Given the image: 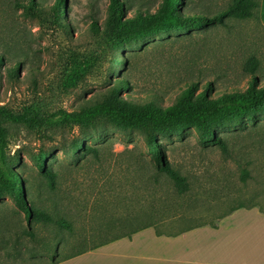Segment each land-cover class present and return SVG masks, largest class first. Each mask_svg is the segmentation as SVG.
Here are the masks:
<instances>
[{
	"label": "rangeland",
	"instance_id": "rangeland-1",
	"mask_svg": "<svg viewBox=\"0 0 264 264\" xmlns=\"http://www.w3.org/2000/svg\"><path fill=\"white\" fill-rule=\"evenodd\" d=\"M28 1L0 0V56L4 57L0 107L15 114L37 111L41 116H57L78 111L100 101L116 80L129 83L128 91H120L123 98L153 100L162 107L171 105L190 83L200 91L210 82V95L215 97L223 91H244L251 75L242 67L250 57L258 60L255 75L264 84V30L255 19H226L222 24L143 36L136 33L115 49L101 31L109 0H66L67 12L60 16L63 30L53 21L55 0H35L34 15L26 16L22 6ZM162 1L119 0L125 18L153 14ZM232 1L186 0L177 10L212 16ZM90 25H96L99 33L94 34ZM71 62L81 69L75 86L65 82ZM17 63L18 73L11 77L9 71ZM3 125L7 128L6 175H19L31 203L42 208L55 205L72 225L67 231L32 221L39 241L24 240L27 249L19 264H51L143 223L176 233L216 226L238 206L264 211V113L215 127L218 139L213 141H205L193 128L167 136L154 133L170 167L187 180L189 187L183 194L159 171L140 131L120 130L103 120L86 127ZM73 145L82 147L75 152ZM38 165L52 172L53 185ZM243 171L249 174L244 181ZM2 201L9 211V197ZM114 221L125 223L118 229L99 226ZM11 222L8 212V225ZM55 234L58 254L53 259V243L45 246ZM81 234L95 236L82 239Z\"/></svg>",
	"mask_w": 264,
	"mask_h": 264
},
{
	"label": "trees",
	"instance_id": "trees-1",
	"mask_svg": "<svg viewBox=\"0 0 264 264\" xmlns=\"http://www.w3.org/2000/svg\"><path fill=\"white\" fill-rule=\"evenodd\" d=\"M184 1L186 0H163L157 11L153 14L139 13L131 18H125L123 4L119 0H109L107 16L104 27L101 30L102 36L110 48L116 49L136 33L143 36L172 29H194L205 25L222 24L226 19H255L260 24V0H233L226 9L212 16L197 13L189 15L179 13L177 6L183 5ZM35 5V0H29L25 6H22L24 14L26 16L34 15L36 11ZM183 7L186 8V6ZM66 12V0H55L53 21L62 30L64 29V25L60 21V16ZM135 27L136 31L132 30ZM90 30L94 34L99 33V28L96 25H90ZM3 58V56H0V66L4 64ZM116 61L121 64L122 58H118ZM258 63L255 57H250L245 61L242 70L251 75V79L244 91L238 89L223 91L215 97L210 95L212 89L210 82H206L200 91H197L196 84L190 83L180 92L175 101L167 107H162L153 100L140 101L133 100V98H123L120 95V91H128L130 89L127 80H116L115 83L108 85L102 93L100 101L82 106L78 111L69 113L62 111L57 116H41L37 111L15 114L4 106H1L0 225L4 224V227L0 228V264H19V259L24 253L23 251L27 249L24 240L28 239L33 244L39 241L37 239V232L31 226L32 221L43 228L53 227L70 231L72 227L59 214L55 205L50 204L42 208L31 203L30 195L26 187H24L23 179L19 175L15 173H12L10 177L6 175L7 163L3 149L7 139V128L3 123H21L29 128L52 124L86 127L95 121L103 120L120 130L140 131L144 134L147 152L158 164L159 171L165 174L178 194H183L189 187L187 180L170 167L155 141L154 133L167 136L193 128L205 141H213L218 139L213 132L215 127L239 124L244 120L253 119L256 114L264 113V84L260 85L259 79L255 75ZM71 64L69 65L68 76L65 82L68 85L75 86L80 77L81 69L77 63L71 62ZM19 67V63L15 64L9 71V75L11 77L16 75ZM219 145L223 147L221 142H219ZM72 147L75 152H78L82 146L73 145ZM38 168L48 177L50 186L53 185L52 172H47L41 165H38ZM248 177L249 174L243 171L241 180L244 181ZM4 197H9L12 202V208H9V211L2 201ZM241 208L250 209L252 207L238 206L232 209L230 213ZM259 211L264 213L262 210ZM8 212L13 221L10 225H8ZM21 219L26 222V227L21 226ZM128 219L130 220V218H125L124 221L127 222ZM124 221L123 223H125ZM123 223L122 221H114L107 224L101 223L99 226L104 225L108 227L107 230L113 227H117L116 229H118ZM147 227L153 226L143 223L141 226L128 232L111 235L109 238L66 256L60 261L75 258ZM212 227L215 228L216 226ZM98 232H101V230ZM81 235L82 239H84L86 235L92 234ZM55 236L45 246L50 247L53 243L50 247L53 259L58 254V244L56 241L59 237L57 234ZM92 236L94 237L95 235ZM29 253L31 256L35 254L32 251H29ZM60 261H52L51 264H58Z\"/></svg>",
	"mask_w": 264,
	"mask_h": 264
},
{
	"label": "crops",
	"instance_id": "crops-1",
	"mask_svg": "<svg viewBox=\"0 0 264 264\" xmlns=\"http://www.w3.org/2000/svg\"><path fill=\"white\" fill-rule=\"evenodd\" d=\"M259 3L264 30V0ZM58 264H264V213L241 208L215 228L202 225L176 233L147 227Z\"/></svg>",
	"mask_w": 264,
	"mask_h": 264
}]
</instances>
